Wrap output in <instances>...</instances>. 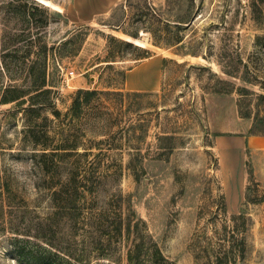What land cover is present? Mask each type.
Here are the masks:
<instances>
[{
  "label": "rangeland",
  "instance_id": "1",
  "mask_svg": "<svg viewBox=\"0 0 264 264\" xmlns=\"http://www.w3.org/2000/svg\"><path fill=\"white\" fill-rule=\"evenodd\" d=\"M258 37L264 0H0V264H264Z\"/></svg>",
  "mask_w": 264,
  "mask_h": 264
},
{
  "label": "trees",
  "instance_id": "2",
  "mask_svg": "<svg viewBox=\"0 0 264 264\" xmlns=\"http://www.w3.org/2000/svg\"><path fill=\"white\" fill-rule=\"evenodd\" d=\"M36 10H38V7H36ZM113 39L114 41H119V40H116L114 38H111ZM257 44L261 45L262 44V41H264V37L261 38H257ZM119 43L121 44H124V45H127V46H131V43L130 42H126V41H119ZM262 46V45H261ZM139 49V48H137ZM28 76L30 77V79L32 80V86L37 90L39 91L38 93V96L39 94L40 95H45L47 92H45L43 89L45 87V74L41 75V77L39 78V81L36 80L35 78V71H34V66L30 67L29 70H28ZM42 90V91H41ZM20 95V92L17 91L16 89H14L13 87L12 88H9V89H6L5 92H4V96L3 98L0 100V104H9V103H12L14 101H18L19 99H21L23 96H19ZM97 95V92L96 91H89V90H81L79 91L78 93V96H83V98L80 100L79 98L80 97H76L75 100L73 101V106H72V110H78L80 107H81V102L82 101H85V102H88L90 100V98H92L93 96ZM19 104H22L23 102H18ZM31 110V108L29 109ZM33 111V110H31ZM152 251L151 253L149 254L150 255V259L153 261V262H156V263H159V262H164L165 259L162 257L159 249L153 244L152 245ZM135 248V247H134ZM138 247L136 246L135 248V251ZM58 252H56V254H54V258L51 259L50 257V252L49 250H47L46 248L44 249V253L46 255V258L45 260H40L39 257H37L36 255H24L22 252H19V255H18V258L22 261L21 263L22 264H70L72 260H70L69 258L71 256L67 255V254H64L63 252L60 253L59 251L60 250H57ZM56 259V261H55ZM73 260H75L78 264L81 263L80 260L78 259H75V258H72ZM127 261H128V264H139L137 259H134L133 256H132V253H129L128 256H127ZM140 264H143L140 262Z\"/></svg>",
  "mask_w": 264,
  "mask_h": 264
},
{
  "label": "crops",
  "instance_id": "3",
  "mask_svg": "<svg viewBox=\"0 0 264 264\" xmlns=\"http://www.w3.org/2000/svg\"><path fill=\"white\" fill-rule=\"evenodd\" d=\"M147 63V62H146ZM142 65H145V64H142ZM262 140H259V141H262L261 143L264 144V138H261Z\"/></svg>",
  "mask_w": 264,
  "mask_h": 264
},
{
  "label": "built area",
  "instance_id": "4",
  "mask_svg": "<svg viewBox=\"0 0 264 264\" xmlns=\"http://www.w3.org/2000/svg\"><path fill=\"white\" fill-rule=\"evenodd\" d=\"M73 73H70V75H72Z\"/></svg>",
  "mask_w": 264,
  "mask_h": 264
}]
</instances>
